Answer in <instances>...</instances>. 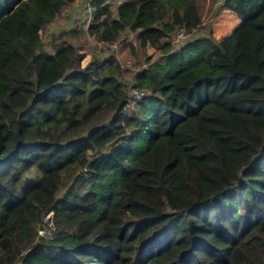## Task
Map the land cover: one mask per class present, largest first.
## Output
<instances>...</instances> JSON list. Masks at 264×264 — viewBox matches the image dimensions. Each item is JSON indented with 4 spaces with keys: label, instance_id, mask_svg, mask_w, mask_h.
<instances>
[{
    "label": "trees",
    "instance_id": "1",
    "mask_svg": "<svg viewBox=\"0 0 264 264\" xmlns=\"http://www.w3.org/2000/svg\"><path fill=\"white\" fill-rule=\"evenodd\" d=\"M105 1L80 35L138 43L131 77L46 49L74 0H0V264H264V0H209L221 39L201 0Z\"/></svg>",
    "mask_w": 264,
    "mask_h": 264
},
{
    "label": "rangeland",
    "instance_id": "2",
    "mask_svg": "<svg viewBox=\"0 0 264 264\" xmlns=\"http://www.w3.org/2000/svg\"><path fill=\"white\" fill-rule=\"evenodd\" d=\"M111 2L110 6L113 9L118 0H112ZM200 7L203 20L199 29L207 30L208 28H211L213 35L217 39H221L230 33L240 22L239 17L231 11L222 10L217 12V3H212L209 0H201ZM92 9L93 8L90 9L85 0H74L69 8L65 9L62 14H59L56 19L42 31L43 43L45 44L46 49L49 48L53 35L55 36L63 30L76 28L79 30V34L75 37V39L78 40L76 42L79 43L80 46L82 44V46H84L83 49L87 52V56L83 60V63H85L90 55L93 54H100L101 56L113 54L115 58L121 62L122 67L128 68V73L131 77V70H135L136 68L134 63L138 64L145 55H142V48L137 43L136 47L132 49L126 41H118L109 47H105L102 42L97 44L94 43L93 38L90 35H80V32H86L87 25L91 22ZM201 31L202 30H199V33ZM188 37L189 35L185 34L180 40H174V45L179 46ZM126 38L131 39V35L127 33ZM150 51L151 50L148 48L146 53L149 54ZM131 93L133 94V91H131Z\"/></svg>",
    "mask_w": 264,
    "mask_h": 264
},
{
    "label": "built area",
    "instance_id": "3",
    "mask_svg": "<svg viewBox=\"0 0 264 264\" xmlns=\"http://www.w3.org/2000/svg\"><path fill=\"white\" fill-rule=\"evenodd\" d=\"M86 3L89 5L90 9H91V1L92 0H85ZM184 32L180 31L176 34V37L178 39L183 38L184 37ZM131 91H133V94L131 93ZM146 94V92L144 90H140V89H132L130 90V100L132 102H135L137 99L141 98L142 96H144ZM42 232V230H40V233Z\"/></svg>",
    "mask_w": 264,
    "mask_h": 264
}]
</instances>
